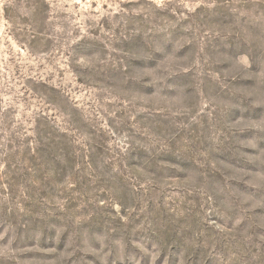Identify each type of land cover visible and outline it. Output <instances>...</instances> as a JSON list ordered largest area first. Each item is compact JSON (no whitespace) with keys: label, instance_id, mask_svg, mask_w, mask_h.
I'll return each instance as SVG.
<instances>
[{"label":"rangeland","instance_id":"1","mask_svg":"<svg viewBox=\"0 0 264 264\" xmlns=\"http://www.w3.org/2000/svg\"><path fill=\"white\" fill-rule=\"evenodd\" d=\"M0 264H264V0H0Z\"/></svg>","mask_w":264,"mask_h":264}]
</instances>
